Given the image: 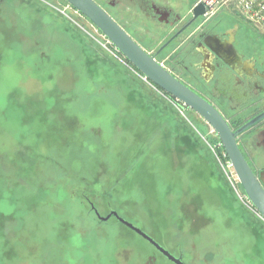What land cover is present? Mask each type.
<instances>
[{"label": "rangeland", "instance_id": "1", "mask_svg": "<svg viewBox=\"0 0 264 264\" xmlns=\"http://www.w3.org/2000/svg\"><path fill=\"white\" fill-rule=\"evenodd\" d=\"M134 22L147 50L165 45ZM218 141L66 0H0V264H175L93 206L185 264H264V217Z\"/></svg>", "mask_w": 264, "mask_h": 264}, {"label": "flooded vegetation", "instance_id": "2", "mask_svg": "<svg viewBox=\"0 0 264 264\" xmlns=\"http://www.w3.org/2000/svg\"><path fill=\"white\" fill-rule=\"evenodd\" d=\"M103 1L97 2L125 29L144 31L134 22L139 16L163 27L169 38L157 52L139 44L189 88L214 104L233 130L264 112L263 34L238 12L230 14L222 9L211 16H196L194 7L199 0H183L180 5L186 3L184 8L171 0ZM161 52L169 62L159 58ZM174 68L191 76L196 85ZM245 112V116L240 115ZM237 139L246 158L249 156L254 162L248 160L264 186V118Z\"/></svg>", "mask_w": 264, "mask_h": 264}, {"label": "water", "instance_id": "3", "mask_svg": "<svg viewBox=\"0 0 264 264\" xmlns=\"http://www.w3.org/2000/svg\"><path fill=\"white\" fill-rule=\"evenodd\" d=\"M80 13L87 16L117 47L130 62L152 83L167 91L170 95L181 101L186 106L200 114L216 131L223 147L228 154L238 178L244 188L247 197L259 213L264 217V186L254 172L248 159L244 155L238 143V135L255 125L264 118V112L253 117L236 130H233L221 111L214 104L206 100L198 92L189 88L187 84L172 74L153 55L145 50L130 33L96 0H66ZM203 3L194 7L196 16L206 13ZM96 214L102 220H108L114 216L138 235L150 242L159 252L174 261L175 264H185L181 257L175 256L165 247H162L154 238L146 234L141 228L123 218L117 211L112 210L108 215L102 216L93 206Z\"/></svg>", "mask_w": 264, "mask_h": 264}, {"label": "built area", "instance_id": "4", "mask_svg": "<svg viewBox=\"0 0 264 264\" xmlns=\"http://www.w3.org/2000/svg\"><path fill=\"white\" fill-rule=\"evenodd\" d=\"M198 3L204 4V8H206V13L204 15L206 16L213 15L220 8L225 7L233 9L238 12L243 19L256 28L258 32H261L264 35V0H199ZM214 145L212 146V149L217 155H221L223 165L228 170V173L239 179L228 154L225 152L226 150L223 147L222 141L220 140ZM220 147L222 151L219 150Z\"/></svg>", "mask_w": 264, "mask_h": 264}, {"label": "trees", "instance_id": "5", "mask_svg": "<svg viewBox=\"0 0 264 264\" xmlns=\"http://www.w3.org/2000/svg\"><path fill=\"white\" fill-rule=\"evenodd\" d=\"M131 63V62H130ZM114 217V216H113Z\"/></svg>", "mask_w": 264, "mask_h": 264}]
</instances>
